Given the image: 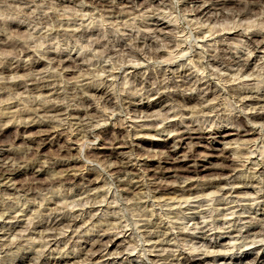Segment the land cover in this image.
<instances>
[{"label": "rangeland", "instance_id": "1", "mask_svg": "<svg viewBox=\"0 0 264 264\" xmlns=\"http://www.w3.org/2000/svg\"><path fill=\"white\" fill-rule=\"evenodd\" d=\"M92 1L93 0H0V19L5 21L9 20L8 22L20 25L18 28L14 25L12 27V30H14L13 32L10 31V29L8 30L9 25H0L1 66L7 65V61L9 60L8 56H10L11 53L12 56L14 52H19L22 48L28 51L30 50V55L25 56L22 54V56L16 59L21 58L25 63L31 62L33 59L35 60V58L40 61V65L36 71L12 70L5 73L0 71V153H18L20 156H25L27 161L30 159L28 162L29 164L30 162H38V167L35 170H41L39 173L36 172L30 175L27 174L30 171L29 166L24 167L23 170L27 171H22V174L4 179L2 181L4 184H0V213L4 212L10 217L17 216L16 218L6 219L4 218L5 216L2 218L0 217L1 222H5V229L0 232V264H12L9 261L10 258L15 255L35 256L37 259H35L37 262L35 264H39L42 258H66L71 260L78 251L82 250L80 244L86 240L97 238L99 234L103 233L101 229L106 228V230L111 231V239L116 242L115 244H113L114 242L109 243V249L113 254L108 257H98L93 261H86L80 264H116L112 263L110 260L117 257L119 259H125L129 255L130 259L133 260L132 264H153L150 261L157 256L173 258L175 262H179V260H181L179 259V249H177V244L179 245V243L180 246L183 248L185 247L184 249L188 254H195V256L200 255L206 258L207 260L203 264H220L221 261L226 262V264H234L236 261L235 258H239L240 254L243 252H250V261L257 256V260H255L254 264H263L264 247L261 248L259 244L250 247H242L244 244L242 242L243 238H237V240L235 237H232L238 235V229L240 228L244 232L247 229H251L252 225L246 222L250 220V217H255L257 220L259 219V223L261 224L264 223V207L260 210L259 207L252 208L251 203L253 202L247 200V197L250 195L254 196V190L256 188H252L251 186H257L259 190L264 189L262 187L264 184L263 177L251 179L249 172H244L242 167H238L237 171L234 172L236 176L234 186L239 187L242 192L238 194L240 195L238 196L240 200L230 205H225L226 197L222 196L223 198H220L216 193H212L206 197H200L197 200L195 199V201L200 200L199 202H191L190 200L189 202L187 201V203L183 199L179 200L180 197L176 200H171V197H174L172 194H167L159 200L154 198L151 193L146 192V189L143 187L141 188L142 183H140V180L141 175L145 173L154 175L152 176L153 178H156L155 176L158 177L156 172L161 171L162 168L159 167V163L156 160L151 161L154 165L152 167L150 166L149 170L144 171V173L141 170H135L131 176L127 175L125 178H121L123 184H131L134 187V192L130 194L123 191L122 186H119L122 182L119 183L115 178L107 175L105 176L107 171L104 169L108 170L110 164L114 166L115 163L118 162L117 158H106L107 156L105 155L109 153V147L105 142L107 137L113 136L115 124L121 121H127L126 130L130 132L138 129L139 125L148 128L154 127V129L157 130L167 127L166 129L168 131L161 133V136H152L155 135V132H151V136H145L146 139L148 137V139H153L156 143H159L160 146L156 148L157 151L165 150L161 144L170 140L176 133L174 131L169 132V130L173 129L170 125L178 121H188L190 119L197 120L195 124H200L201 122L200 116L192 113L180 114L174 117V113H177L182 107L166 100L158 101L159 103L157 102V105L148 112V114L147 112H137L133 109L129 104L131 102L135 104H142L144 102L150 103L155 102L158 98V96H150L152 93L151 90L158 86L163 76L161 74L156 75V77L154 76L149 83H152V85L147 86V80L145 79L151 72L162 71V69L173 70L170 78L176 83H181L185 77L184 74L182 75V71L186 68L192 69V71H196L197 73L194 80L200 77L203 79L202 81H207L210 85H216L217 90L223 88L220 94L228 98L224 105L227 111H222L223 113L236 114L238 116H246L250 112L264 113V102L257 105L243 106L242 103L237 102L238 96L235 93L227 94L226 92V88L232 86H237L240 89L243 88L242 90H251L252 93L257 95L264 91V50H253L248 46L246 37L239 34V32H245L247 34L255 32L264 36V8L257 9L258 11H256L257 13L254 15L240 18L237 16L238 14L236 15L235 13H238L237 10L239 8H244L243 0H239L238 3L228 4L229 7L227 6L225 8L215 4V2L204 3L203 0L197 2L198 4L192 3L190 0H153V6L151 5L150 7L145 4L147 0H145V2L144 0H127V2L123 1L122 3L118 0H116V2L115 0H107L113 2L114 9L112 10H114L115 13L108 15L109 13H104L103 11L106 8H101ZM60 2L61 4H59ZM118 2L120 5H118ZM197 5H203L204 8H208L204 15H197V13L193 11ZM232 9L234 11H232ZM144 38L145 40L153 41L150 43L151 46H143V42L145 41ZM170 40L177 42L187 41L188 44H191L192 48L183 57L173 59L166 45ZM138 41L143 47L137 44ZM154 41L156 43H154ZM5 43L12 45L10 47H5L3 45ZM225 46H227L225 49L226 52L236 57V62L240 61L239 57L241 55L251 60L247 74L243 75L238 70V68H240L239 62L234 66H229L233 69V72L229 73V71L221 70L225 68L227 64L223 63L219 58V54L221 53V49L219 48ZM149 50H151V52H164V57L156 61V59H153L148 53H145V51ZM197 53H199L202 58H199ZM53 54H61L65 60H75L74 63L76 62L80 66L84 65L79 69L73 67V64L70 63V69L72 67L74 69L72 68L71 71L66 73L55 65L56 59L55 61L53 59L50 60L53 58ZM48 55L51 57H48ZM209 55H211V57H209ZM12 57H10V59ZM166 60H174L175 62L170 66L169 62H165ZM212 60L218 62L217 64L221 66V69L213 66ZM201 64L207 66L206 70L200 69L199 66ZM132 75H136V77H132ZM195 75L196 74H194V76ZM194 76H191L189 79H192ZM138 77L143 78L144 84L141 85L140 82L138 84ZM164 78L166 80L167 75ZM40 80L43 82L45 80V83L39 88L37 87L36 89L31 86L33 82H38ZM21 82H24V85H22L23 88L20 90L12 86L13 83L17 84ZM95 88H105L106 90L99 96V93L94 95ZM176 90H178V88L170 86L166 88L165 91L173 92ZM180 90L187 95L199 94L202 98L205 96L203 91L201 92L195 87H182ZM103 97L111 98V101L109 102L107 101L108 99L105 100L106 98ZM86 98L88 101H86ZM211 103L215 104L216 101L212 100L204 104ZM43 106H59L64 110L67 108L69 110L89 109L92 111V117L91 115V118L85 117L87 119L79 123L72 116L69 117L63 114L54 115V117L49 113V116L53 118L45 114L46 116L42 115L41 117L28 120L27 122H29L28 124L32 127V130L27 133H24L18 126L6 128V124L9 120L12 122H21V117L19 116L21 113L34 111L35 108L40 109V107ZM93 114H95L94 118ZM104 114L111 116L108 122L104 120ZM166 114L170 117H167L168 115ZM51 119H53V122L50 121ZM43 122H50L54 128L64 129L68 132H75L77 128L81 129L84 126L82 128L84 130L82 133L86 136L88 134V136H90V133L96 128L101 130L100 132H104V134H102L103 136L100 135L101 137H97V140L81 141L78 144H66L64 141L65 139L56 141L54 135H50L46 142H43L39 139V133L37 131L38 124ZM218 125L219 127L226 125L227 130L232 128L231 124L224 123ZM250 125H252V123ZM85 127L88 129L85 130ZM258 127L259 126H257V128ZM89 129L91 132L87 131ZM207 130H210V127H208ZM207 137L208 138L204 140L191 139L181 143L171 142L170 146L178 150L179 155L181 154L180 157L188 154L192 146L201 165L202 163L207 164L210 159L211 163L207 164L208 167L210 165V169H203L199 174L194 175L193 179L184 180L178 178L176 176L177 173L174 171H169L168 176H166L167 178H161L163 182L165 181L168 184L187 189H195L194 187L198 186V188H201L199 185L201 182L215 177V173L211 167L222 163L221 161H216L209 157L213 152L208 148L214 146H217L220 150H230L233 158H238V154L236 155L232 152V150L238 146V144L235 143L236 139H239L237 136L232 135L228 137L224 140L225 143L220 145H216V142L210 138V136ZM263 139L264 131L262 138L258 140V152L252 155V160L254 159L252 167L256 169L264 168V160L260 155L262 150L264 151V148L262 149L264 144L261 142ZM241 140L242 139H240V141ZM59 145H62V147H59ZM63 145H69V147H64ZM139 146L143 148L148 147L145 140L139 142ZM32 147L33 149H31ZM39 149H41V153L37 155ZM29 152L32 154H29ZM123 152L124 155L120 156L122 157L121 161L127 162L128 159H134L139 153L142 154L144 151L134 147L133 149H125ZM220 152L221 151L218 153ZM34 154L37 156H33ZM60 154H66L67 156L71 155L73 158L82 159L86 167L91 169V171L99 170L97 172L100 175L103 174L101 177L105 178H103L105 184L100 183L97 188L90 189L86 185V180L78 179L75 183L48 185L44 189L29 191L27 193L14 189L16 185L13 184L17 183L19 185L20 183L27 182L31 180V178H33L31 176L34 175H36L41 182L48 183L51 178L62 174L47 168L49 163L55 160ZM157 157L158 156H156V158ZM150 159H152V157ZM7 162H9V160ZM72 172L74 173V171ZM72 172L70 171V173ZM123 178L127 180L125 181ZM259 181L261 182L260 184L258 183ZM226 187L229 188L230 186ZM108 190L109 193L106 194ZM212 191L215 192L217 190H210L207 193ZM111 192L113 196L115 195L114 197L116 199L108 198ZM248 193L250 195H248ZM233 195L232 197L228 195V202L237 197V193ZM144 201H147V203L150 201V205L144 207L142 204ZM151 204H153V207ZM197 206H200V211L203 209L206 212L190 216V211H185L188 207ZM233 206H237L233 208L235 210L226 209ZM146 211H148L147 213H154L152 217H145L149 220V223L155 222L156 216L162 217L163 220L168 222V228L166 230L159 229L158 231H160V235L174 232L175 236H178L177 244L175 243L176 239L170 241L169 238H167V241L166 236L163 235L159 239L165 238V242L170 244V246L165 247L163 250L162 248L154 250V248L152 249L149 247L151 243L144 241L145 237H142L141 233L144 229L141 230L140 226L144 222H137V220L140 219V214L146 213ZM232 211H234L233 215L230 214ZM74 212H76L75 215L73 214ZM82 212L83 217H99L100 220L81 224V229H79V231L82 232L80 234L78 233V236L74 238V242L77 243H73L72 240L68 241L69 238H67V236L70 230L65 226H61V228L56 231V233L60 232L59 237L63 239L58 250L48 252V247L37 246L40 243L43 244L42 242H44V239L37 234H31L34 231L33 227L35 225L38 223H46L58 216V218L67 217L68 219L80 220L81 216L77 215ZM237 216L246 218V221H234V218ZM194 217H196V219H193ZM229 220H231V224ZM198 222H204L202 225L207 226L208 229L212 228V233L215 232L220 234L219 237L212 238L209 236L208 238V240L218 241L220 245L213 248L201 242L200 238L202 234L199 232V228H197L201 226L196 224ZM120 223L130 224V226L127 227V233L120 234L118 230L114 228ZM145 229L155 230V228H152V224H149V227ZM181 233H189L192 237L183 240V236L180 237ZM262 236L258 238H260L259 240L263 239L261 242L264 243V235ZM129 241L137 243V249L131 253L126 250ZM10 242L11 245H9ZM19 242H25L23 244L24 246L15 247ZM6 244H8V246ZM84 246L87 247L86 244ZM89 248L88 246L87 249L89 250ZM34 250H42L39 253L41 258H37L39 255L34 253ZM191 250H193V252ZM33 263L34 261H28L26 264ZM243 263L245 262H237V264ZM126 264L129 263L127 262Z\"/></svg>", "mask_w": 264, "mask_h": 264}, {"label": "bare ground", "instance_id": "2", "mask_svg": "<svg viewBox=\"0 0 264 264\" xmlns=\"http://www.w3.org/2000/svg\"><path fill=\"white\" fill-rule=\"evenodd\" d=\"M118 1L121 2V3L123 1L127 2V0H118ZM199 1L200 0H190V2L195 3V4H198L197 2H199ZM203 1H204V3H207V2H213L214 3L215 2V4L221 6L222 8L223 7L225 8V7L228 6V4L238 3L239 0H203ZM92 2H94L95 4H97L101 8H106L105 10H103L104 13L107 12V13H109L108 15L114 13V10H112V9H114L113 2H109L107 0H95V1L93 0ZM115 2H116V0H115ZM144 2H145V0H144ZM243 2H244V5H243L244 8H242V9H240V8L238 9L237 8L238 9L237 10L238 13H235L236 15L238 14L237 16H239L240 18H246L248 16L254 15L255 13H257L256 11H258L257 9L264 8V0H243ZM59 4H61V2ZM145 4H146V6L148 5V7H150L151 5L153 6V0H147L145 2ZM97 5H95V6H97ZM118 5H120V3ZM139 6H141V5H139ZM194 6H196V5H194ZM221 7H220V9H221ZM206 10H208V8H204L203 5H199V6L197 5V7L193 9V11L197 13V15H202V14L204 15ZM232 11H234V10L232 9ZM8 21L0 19V25H2V26L4 24L5 25L6 24L9 25V28L8 27L7 28H8V30L10 29V31H12V32L14 31V30H12V27L14 25L17 26V28L20 26L19 24H15L13 22H8ZM13 21H15V20H13ZM157 22H159V21H157ZM259 25H260V23H259ZM239 34L246 37L248 46H250L253 50H255V51L264 50V36L263 35H261L259 33H255V32L249 33V34H247L245 32H241V33L239 32ZM144 40H145V38H144ZM15 42H18V41H15ZM152 42H153L152 40H145L143 42V46H145V45L151 46L150 43H152ZM7 43H5L3 45L5 47H10L12 45V44H7ZM154 43H156V42L154 41ZM137 44L140 47L142 46V45H140L139 41H138ZM166 45H167V48H168L170 54H172V56H173L172 58L173 59L177 58V57H183L192 48L191 44H188L187 41L177 42V41L170 40V41H168L166 43ZM21 47H22V45H21ZM24 47H25V45H24ZM226 47L227 46L219 48V49H221V53L219 54L220 55L219 58L223 61V63H226L227 66L225 68L221 69L220 68L221 66H219V64H217L218 62H215V60H212L213 66H216V67L220 68L221 70L229 71V73H230V72H233V69L231 67H229V66H232V65L234 66L237 62H239L240 66L239 65L238 66L240 68H238V70L243 75L247 74L248 71H249V67L248 66H249L251 60L249 58L244 57V55H241L239 57L240 61L236 62V57L234 55H230V53H227L226 50H225ZM11 48H13V47H11ZM151 50L145 51V53H148V55H150L153 59H156V61L158 59L164 57L163 56L164 52L163 53L162 52H158V51H152L151 52ZM29 51L22 48V50L20 49L19 52L18 51L14 52L15 55L13 53V55H14V56L12 55L13 57L11 56V54H12L11 53L12 51H11L10 52L11 53L10 56H8L9 60L7 61V65H2L1 66V64H0V71L2 73L9 72V71H12V70H32V71H36L37 68L40 65V61L36 60V58H35V60L33 59V61L28 62V63L23 62L21 58L20 59H16L17 57L22 56V54L25 55V56H27V55L29 56L30 55ZM141 53H142V51H141ZM165 54H167V53H165ZM144 55H146V54H144ZM144 55H143V57H144ZM197 55H199V58H202L199 53H197ZM49 56L50 55H48V57ZM52 56H53V58H51L50 60L53 59L55 61V59H56L57 62L55 61V65L58 66L61 69V71H65L66 73L68 71H71V69L73 67L81 69L82 66L84 65L83 64L82 66H80L76 62L74 63L75 60L74 61L65 60V59H63V56L61 54H53ZM10 57H12V58L10 59ZM209 57H211V55H209ZM165 62L166 63L169 62L170 63L169 65L172 66L175 61L174 60H172V61H169V60L167 61L166 60ZM70 63L73 64V67L71 69H70V67H71ZM133 67H135V66H133ZM199 67H200V69H203V70H206V68H207V66H205L204 64H201ZM125 70H127V69H125ZM172 71H170V69H168V70L162 69V71L151 72L146 77L145 80H147L146 81L147 86H151L152 83L151 84H149V83H150V80L154 76L156 77V75H160V74L163 76V79H160L161 81L159 82L158 86L151 90L152 93H151L150 96H158V98L155 100V102H150V103L144 102L142 104H139V103L135 104V103L131 102L129 104L137 112L138 111L139 112L141 111L142 113L143 112H147V114H148V112H150L157 105L158 101H161V100L171 101V103L173 102L174 104L179 105V106L182 107V109H180L177 113H174V115H173L174 117L178 116L180 114L183 115V114L192 113V114L200 116V120H201L200 124H195V122L197 120H193V119H190L188 121H178L177 123L173 122L174 124L170 125L171 127H173V129L169 130V132L174 131L176 133L174 134V136L170 140H168L167 142H164L163 144H161V146H163L164 149H165V150H162V151H157L156 150V148L160 146L159 143H156L153 139H148V137L146 139L145 136H151V132H155L154 133L155 135H152V136H161V133H164V132L168 131L166 129L167 127H164V129H161V130H157V129H154V127L153 128H151V127L148 128L146 126L144 127L143 125H139L138 129H135L133 132H130V131L126 130L127 121L124 120V121H121V122L115 124L114 129H113V136H109V137L106 138L107 140H106L105 144L108 145V147H109L108 148L109 149V153L106 154L105 156H107L106 158H117L118 162H116L114 166H112L110 164V166H108V170L104 169L105 171H107V173H105V176L107 175L109 177H113L119 183L122 182V184H120L119 186H122L123 191H125L127 194H130V193L134 192V187L131 184H129V185L128 184H123V180H121V178L122 177L125 178V176H127V175L131 176L134 173L135 170H141L144 173V171L149 170L150 166L152 167L154 165L151 161L156 160L159 163V167L162 168L161 171L156 172L158 174V177L155 176L156 178H153L152 176H154V175H150V174H146L145 173L146 175L145 174H143V175L140 174L141 175V180L139 179L140 183H142L141 188L143 187L144 189H146L147 190L146 192L151 193L154 198L159 200V199L163 198L167 194L168 195L172 194L174 197H171V200L172 199L176 200V199H178L180 197L179 200L183 199L187 203V201L189 202L190 200H191V202H199L200 200L199 201H195V199L197 200L200 197H206V196L211 195L212 193H216L220 198L222 196L226 197V201L224 203L225 205H230L232 203H235V202L240 200V197H238L240 195H238V194L242 193L241 190L239 189V187L234 186V180H236V176H235L234 172L237 171L238 167H242L244 172H249L251 179H254L255 177L258 178V179L260 177L264 178V168L256 169V168L252 167V164L254 162L253 161L254 159L252 160V155H254L256 152H258V149H259L258 140H259V138H262V136H263V131H264V129H263V126H264V113L263 112L262 113H260V112H250L246 116H244V115L243 116L242 115L238 116L236 114L232 115V114L223 113L222 111H225V112L227 111V109H225L224 105L226 104V100L228 99L226 96L224 97L223 94H220V92L223 91V88L217 90L216 89V85H213V84L210 85L207 81H202L203 79L200 78V77L198 79L194 80V78L197 76L196 71H192V69H187V68L182 71V75L183 74L185 75V77L182 80V82L181 83H176L175 81H173L170 78V75L173 73ZM194 74H196V75L194 76ZM166 75H167V79H168V80L166 79L167 82H166V80L164 78ZM191 76H194V77L192 79H189ZM132 77H136V75L135 76L132 75ZM36 81L33 82V84L31 85V86H33L36 89H37V87L39 88L42 84L45 83V80H44V82L42 80H40L38 82H36ZM137 82H138V84L140 82L141 85L144 84L143 78H139L138 77L137 78ZM23 83L22 82L21 83H17V84L13 83L12 86H14L15 88L20 90L21 88H23L22 87V85H24ZM3 86H5V85H3ZM170 86L178 88V90L173 91V92H166L165 91L166 88H168ZM43 87H44V85H43ZM182 87H195L199 91H201V92L203 91L205 96L203 95L204 97L202 98L201 96H199V94L198 95H194V94L187 95L186 93L182 92V90H180V88H182ZM24 88H27V87H24ZM34 88H31V89H34ZM95 89L96 90L94 91L95 92L94 95H97L99 93V96H100V94L104 93V91L106 90L105 88H102V89L95 88ZM242 89L238 88L237 86H232L230 88H226V90H227L226 92H227V94L228 93H235L238 96V101L237 102L242 103L243 106L257 105V104H260V103L264 102V91L261 94L257 95V94L252 93L251 90H242ZM89 96H91V95H89ZM103 98H106V97H103ZM110 99L106 98L105 100L110 102L111 101ZM212 100H215L216 103L215 104H212V103L211 104H204V103L212 101ZM86 101H88L87 98H86ZM107 101H106V103H107ZM126 103H127V101H126ZM52 106H54V105H52ZM10 107H12V106H10ZM68 110H69L68 108L66 110H64V109L60 108L59 106H56V107L43 106V107H40V109L39 108H37V109L35 108L34 111L23 112L20 115L18 114L21 117L20 118L21 122H17V121L16 122L15 121L12 122V121L9 120L7 122V124H6L7 125L6 128L7 127L11 128V127H14V126H18V128L23 130L24 133H27V132L32 130V127L29 126V124H28L29 122H27L28 120H31V119L36 118V117H41L42 115L46 116L45 114H48V117H51V116H49V113L52 114V116H54V115H63V114L64 115H68L69 117L72 116L79 123L83 122L84 119H87L85 117H89V118L92 117V114H91L92 111L89 110V109H83V110L82 109L81 110H78V109L75 110L74 109V110H69V111ZM13 111H14V109H13ZM10 112H11V110H10ZM9 114H11V113H9ZM168 114H166V115H168ZM90 115H91V117H90ZM94 115L95 114H93V118H94ZM5 117H6V115H5ZM9 117H7V118H9ZM103 117H104V120L106 122H108L110 120L111 116H108V115L104 114ZM167 117H170V116L168 115ZM7 118H5V119H7ZM51 118H53V117H51ZM52 120L53 119H51L50 121L53 122ZM84 122H86V121H84ZM224 123L225 124H231L232 128H229L230 130L229 129L227 130L226 125L223 126V127H219L218 124H224ZM251 123H252V125H250ZM54 124H55V122H54ZM88 124H90V123H88ZM213 124H214V126H213ZM257 126H259V127L257 128ZM208 127H210V130H207ZM82 128L81 129L77 128L75 130V132H73V131L68 132V131H65L64 129H56V128H54L50 124V122H43V123H39L38 124L37 131L39 133L38 134L39 139L42 140L43 142H46V140L48 139V137L50 135H54L56 141H59L60 139H65L64 141L66 142V144H70V143L78 144L79 142L86 141V140L94 141L97 137H101L100 135L104 134V132H100L101 130H98L97 128L96 129L93 128L94 130L92 129L93 131H92V133H90L92 136L91 135L88 136L89 134L86 136V135H83L82 132L84 130ZM91 128H92V126H91ZM86 129H88V128L85 127V130ZM1 130H2V128H1ZM87 131H90V129L87 130ZM232 135H235V136H237L239 138V139H236V141H235V143L238 144V146L235 149L232 150L233 153H235L236 155L238 154V156H237L238 158H236V159L233 158L230 150L229 151L225 150V149L224 150L223 149L220 150L217 146H214V147H211V148L207 147L208 149H210L213 152V153L210 154V156L209 155L208 156L211 157V159L213 158L214 160L221 161L222 163L221 164L219 163L216 166L214 165L213 167H211V169L215 173V177L211 178V179L204 180L200 184L198 183L201 186V188H198L199 186L196 185L198 187H194L195 189H187V188L175 186L173 184H168L165 181L163 182L162 179L163 178H167L166 176H168V172L169 171H174L175 173H177L176 176L178 178L184 180V179H193L194 175L199 174L201 171H203V169H205V170L210 169L209 168L210 165H209V167L207 165V164L211 163L210 159L208 160L207 164H203L202 163V165H201L199 163L198 159H197L198 157H196V154H195V152L192 149V146L190 147L191 150L189 151L188 154H185L184 156L180 157L181 154L179 155L178 150H175V149H173L170 146L171 142H179V143H181V142H185L186 140H191V139L204 140V139L208 138L207 136H210V138H212L216 142V145H220V144H224L225 143L224 140L227 139L228 137H231ZM240 139H242V140L240 141ZM144 140L146 141V143L148 145V147H146V148H143L142 146H139V142L144 141ZM261 142L264 144V139ZM0 145H1V141H0ZM60 146L62 147V145H59V147ZM67 146L69 147V145H66L64 147H67ZM134 147H137V148L143 150L144 152L142 154L139 153L138 156L135 157L134 159H128L127 162H122L121 161L122 157H120V156L124 155L123 151L125 149H133ZM263 148H264V145H263L262 149ZM31 149H33V147ZM219 151H221V152L218 153ZM38 153H41V149H39L37 151V155H39ZM29 154H32V153L29 152ZM146 154H148V155H146ZM35 155L36 154H34L33 156H35ZM260 155L263 157V160H264V151L263 150H262ZM156 156H158V157L156 158ZM151 157H152V159H150ZM8 160H9V162H7ZM29 161H30V159H29ZM29 161H27V158L25 156H20V155H18V153H14V152L13 153H9V152L8 153H0V184H4L2 182L4 179H9L11 177H14L15 175L22 174L23 173L22 171H24L23 170L24 167H27V166H29V168H30V171L27 174L33 175L36 172L39 173L41 171L40 169L37 170V171L35 170L38 167V162L37 163L36 162H33V163L30 162V164H29L28 163ZM248 162H249V164H248ZM47 168L52 169L54 171H58V173H62V174L51 178L48 181V183L41 182L39 180V178L36 177V175H34V176H31L33 178H31V180H29L27 182H24L22 184L20 183L19 185L17 183L13 184V185H16L14 189L17 190V191H20V192H26L27 193L29 191H34V190L37 191L38 189L39 190L40 189H44L48 185H54V184H58V183H75L78 179L86 180L85 181L86 185L90 189L97 188L100 183H104L105 184V182H103L105 178L101 177V175H103V174L100 175L97 172L99 170L91 171V169H88L86 167V164H84V161L82 159L80 160L78 158H73L71 155L67 156L66 154H60L55 160H53L52 162L49 163ZM239 170H240V168H239ZM25 171H27V170H25ZM70 171L71 172L74 171V173L73 172L70 173ZM170 177H172V176H170ZM107 178H106V180H107ZM124 180L126 181L127 179H124ZM157 180H161V181H157ZM258 183L260 184L261 182L259 181ZM226 186H230V187L228 188ZM247 187H248V185H247ZM251 187L252 188H256L254 190V196H252V195H250L248 193V195H250V196L247 197V200L253 202V203H251V207L252 208L253 207H256V208L259 207V210H260V209H262V207H264V189L263 190H259V189H257V186H251ZM262 187L264 188V184L262 185ZM135 188H137V187H135ZM109 190L107 191L106 194L109 193ZM210 190H217V191H215V192L212 191L210 193H207ZM112 192H111V194H110V196L108 198L116 199L114 197L115 195L113 196ZM234 193H237V197H235V199L230 200L228 202L227 199L229 198V196L232 197V195ZM225 197H224V199H225ZM236 198H237V200H236ZM142 204L144 205V207H148L150 205V201H148V203H147V201H144ZM151 206L153 207V204H151ZM199 207L198 206L197 207H188V208H186L185 211H190L189 212L191 214L190 216H194V215H196L198 213L206 212L203 209L200 211ZM203 207H204V205H203ZM235 207H237V206L229 207V208H226V209L227 210H230V209L231 210H235V209H233ZM83 212L79 213L77 215V216H79V215L81 216L80 220L68 219L67 217L58 218L59 217L58 216V217H55V218L51 219V221H48L46 223H38L37 225H35L33 227L34 231L31 234L32 235L37 234L41 238L44 239V242H42L43 244L40 243L37 246H40V247L46 246V247H48V249H47L48 252H54L55 250H58V247H60V245L62 244L63 239H61L59 237V235H60L59 233L60 232L56 233V231H57V229L59 230L61 228V226H65L66 228H68L70 230V233L67 236V238H69L68 241L72 240L73 243H77V242H74V238H76L78 236V233L80 234L82 232V231H79V229H81L80 228L81 224H86L89 221L93 222L95 220L96 221L100 220L99 217H93V216L92 217L89 216V218L88 217H83ZM147 212L148 211H146V213L144 212L143 214H140V219H138L137 222L138 223L139 222L140 223L144 222L140 226L141 230L144 229V231L141 232V233H142V237L143 236L145 237L144 241L151 243V245L149 246L150 248H152V249L154 248V250L157 249V248H159V249L162 248V250H163V249H165V247L170 246V244L165 242V238L164 239H159L163 235L166 236V239L169 238L170 241L176 239L175 243L178 242V240H177L178 236H175L174 232L173 233L172 232H168V233H165L163 235H160V231H158V230L159 229H165L166 230L168 228L167 227L168 222L163 220L162 217H157L156 216V218H155L156 221L154 220L155 222L149 223L148 222L149 220L146 219L145 217L146 216H149V217L151 216L152 217L154 213H150V212L147 213ZM152 212H154V211H152ZM233 213H234V211H232L230 214L233 215ZM73 214L75 215L76 212H74ZM217 215H219V214H217ZM3 216H5L4 217L5 219L6 218H16L17 217V216L10 217L9 215H6L4 212L3 213L1 212L0 213V217L2 218ZM186 216H187V214H186ZM193 219H196V217H194ZM245 219L246 218H242L241 216H237V217L234 218V221L238 222V221H242V220H245ZM246 222L249 223L250 225H252L251 229L250 230L247 229L244 232L240 228V229H238V235L232 236V237H235L236 239L237 238L238 239H242L243 238L242 242L244 244L242 245V247H250V246L259 244L260 247L263 248L264 247V243L261 242V241H263V239L259 240L260 238H258V237L264 235V223H262V224L259 223L260 222L259 219L257 220V218H255V217L254 218L250 217V220L246 221ZM4 223H5L4 221L1 222V220H0V232H2L5 229ZM203 223H200V222L196 223L197 225L201 226V227H197L200 230L199 232L202 234V236L200 238L201 242H204V243H206V245H208L210 247H213V248L217 247L218 245H220V243H218V241H216V240L215 241L208 240L209 236H211L212 238H216L217 236L219 237L220 234L219 233H215V232L212 233V228L208 229L207 226L202 225ZM229 223L231 224V220H229ZM149 224H152V228H155V230H153V229H150V230L145 229V228L149 227ZM115 225H116V223H115ZM128 226H130L129 223L128 224L120 223V224H118V226H116L114 228H116V230H118V233L122 234V233H127L128 232V229H127ZM131 226H132V224H131ZM230 227H231V225H230ZM106 229H101V231L103 233L99 234L97 236V238L86 240L85 242L80 244V246L82 247V250L78 251V253H76L74 255L73 259L70 260V259H66V258H42V259H40L39 264H80V263L86 262V261H88V262L93 261V260H95L98 257L102 258V257H106V256L107 257L111 256L113 253L109 249V243L114 242V240L111 239V236H112L111 231H108ZM132 234H133V232H132ZM173 236H175V237L171 238ZM181 236H183V240H186V238L192 237V235L189 234V233H181L180 237ZM262 238H263V236H262ZM33 240H34V238H33ZM134 240H136V239H134ZM167 241H168V239H167ZM24 243L19 242V243H17V245H15V247L24 246L23 245ZM115 243L116 242H114L113 244H115ZM85 244H86L87 247L88 246L90 247L89 250L87 249V247L84 246ZM6 245L8 246V244H6ZM9 245H11V242H10ZM136 245H137V243H135L134 241H129V244L126 247V250L130 251V253L134 252L137 249ZM177 247H178L177 249H179L178 250L179 256L181 257V258L179 257V259H181V260H179V262H175L173 260V258L160 257V256H157L156 258L151 259L150 262L153 263V264H154V262H155V264H203L207 260L206 258H203L200 255H196L195 256V254L194 255L188 254L186 252V250L184 249L185 247L183 248L182 246H180V243H179V245L177 244ZM149 250H151V249H149ZM40 251H42V250H40ZM40 251L39 250H34L33 251L34 253L39 255L37 258H41L40 254H39ZM191 251L193 252V250H191ZM188 252H190V251H188ZM118 256H120V255H118ZM129 256L127 258H125V259H122V258L119 259L118 257L117 258H112V260H110V261H112V263H116V264H126L127 262L129 264H132L133 260H131ZM35 259H36L35 256L31 257V256H24V255H21V256L15 255L14 257L10 258L9 262L12 263V264H26L28 261H31V262L34 261L33 264H35V263H37L36 262L37 259L36 260ZM108 259H110V258H108ZM235 260L237 262H245L243 264H254L255 260H257V256H256L255 259H252L250 261V252H243V253L240 254V257L239 258H235ZM107 261H109V260H107ZM236 261H235L234 264H237ZM220 264H226V262L221 261ZM263 264H264V262H263Z\"/></svg>", "mask_w": 264, "mask_h": 264}]
</instances>
